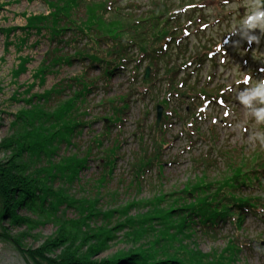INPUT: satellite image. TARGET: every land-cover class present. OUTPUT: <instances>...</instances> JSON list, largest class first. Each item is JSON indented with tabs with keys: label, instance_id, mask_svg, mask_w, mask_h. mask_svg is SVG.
Returning a JSON list of instances; mask_svg holds the SVG:
<instances>
[{
	"label": "rangeland",
	"instance_id": "rangeland-1",
	"mask_svg": "<svg viewBox=\"0 0 264 264\" xmlns=\"http://www.w3.org/2000/svg\"><path fill=\"white\" fill-rule=\"evenodd\" d=\"M104 1L126 8L123 12L157 15L204 0ZM218 1L224 0H209L193 13V9L182 13V22L188 17L186 13L201 20L190 25L191 33L182 37L179 47V43L174 45L176 52H172L170 64L162 62L165 68L157 69L161 74L174 70L178 93H171L175 87L165 76L157 80L148 61L138 66L134 56H128L123 73L110 81L98 80L90 90V109L82 117L83 125L75 131L76 146H68L58 143L56 132L61 125H52L48 119L44 122L47 116L43 115L41 103L53 90L65 87L63 90L69 92L67 85L74 83L70 79L75 75L83 73L82 64L64 62L59 66L50 60L57 53L54 50L66 49V42L57 44L60 40L49 38L47 31L59 29L54 18H49L48 24L41 22L43 28L39 31L37 24L28 26L31 15L49 14L47 0H0V165L8 170L14 164L20 168L28 154L14 149L13 144L43 126L39 139L53 147V160L61 161V156L66 155L84 156L92 146L87 165L67 192L58 182L53 184L48 174L54 172L48 159L43 155L34 158L31 171L37 172L32 175L41 179L35 180L37 185L64 192L67 202L75 195L72 206L66 201L48 202L45 213L55 214V222L18 211L16 215L24 219L13 223L7 213L2 216L5 205L0 194V264H60V258L70 254L76 257L74 264H113L115 256L125 258L132 249L147 250L151 245L160 257L164 255L163 248L169 251L171 246L183 247L184 262L188 264H193L194 258L204 264H264V174L262 183L255 185L251 183L258 173L247 178L244 174L250 171L244 170L247 167L264 169V144L257 139L258 134L264 133V122H258L252 110L238 99L242 90L264 80V30H255L260 39L251 45L238 36L225 43L233 27L252 11L253 0ZM103 12L110 13L105 9ZM91 14L101 15L96 10ZM118 14L105 15L115 20ZM63 31L57 33L63 35L62 41H68L69 33ZM237 40L239 43H233ZM194 56L192 64L181 67ZM148 68L151 71L146 77ZM101 70L90 68L89 73L96 76ZM246 77L248 83L244 82ZM204 90L209 95L223 92L224 99L200 97ZM253 106L264 105L254 102ZM159 108L163 112L158 124ZM111 114L114 124L108 118ZM95 136L103 140L102 147L93 144ZM108 147H113V155L103 151ZM111 157L116 163L108 181L100 180L93 188L88 186L92 179L101 178ZM59 163L65 167V162ZM112 165L110 162L109 167ZM239 165L244 166L243 171ZM146 168L144 179L135 177L138 169L144 172ZM222 175L229 176L223 184L232 180L251 184L240 187V194L257 198L260 207L238 222L234 219V224L222 222L217 232L207 234L197 225H192V230L191 226L185 229L183 221L188 208L181 205L184 195L192 196L195 191L191 183H204ZM84 190H90V194L84 196ZM108 191L114 192L112 196H107ZM167 193L171 194L168 199L163 196ZM112 198L118 202L105 208L103 204L112 202ZM180 207L185 208L178 212ZM113 209L118 212L109 214L108 219L96 216ZM116 216L122 217L121 225L127 226L118 231L115 240L106 241L110 235L107 222ZM189 223L190 220L186 224ZM96 245L102 246L95 249Z\"/></svg>",
	"mask_w": 264,
	"mask_h": 264
},
{
	"label": "trees",
	"instance_id": "trees-1",
	"mask_svg": "<svg viewBox=\"0 0 264 264\" xmlns=\"http://www.w3.org/2000/svg\"><path fill=\"white\" fill-rule=\"evenodd\" d=\"M208 1L209 0H204L183 5L170 12L161 11L157 15L151 13L147 15L142 14V12H123L126 8H122L121 6L114 7L113 2L106 1V3L104 0L103 2H99L98 0H92V2L89 0H47L46 4L50 8L47 16L43 14H38V16L31 15L32 17L27 19L28 26H34L37 24L39 27L37 29L38 31L43 28L40 26L41 22L48 24L50 21L49 18H54L55 24L59 26V29L56 30H64L69 33L67 36L68 41H62L63 35H59L57 33L58 31H47L50 32L51 37L49 38L53 39V41L60 40L57 41V44L61 42H66L67 44H65L66 49L58 50V48L54 50L57 53L50 58L54 65L62 66L64 62L67 65H73V63L78 62H81L82 64L83 73L75 75L73 79H70V81L74 83L67 85L69 92L63 90L65 87H63V89L53 90L50 94L44 96L41 103L43 115L47 116L44 122L49 120L52 125H61L60 129H57L56 132L58 143L61 145L67 143L68 146L72 144V146H76L74 143L77 137L75 136V131L78 127L83 125L82 117L86 115V110L90 109L91 102L87 99V95L91 93L90 90L96 87L95 83H97L98 80L103 79L110 81L113 76L118 75V73H123V71L127 69L126 65H128L129 62L128 56H134L133 58L139 62L138 66L143 62L148 61V64L157 73V80L163 79L165 76L167 81H169V84L172 87H175L171 93H178V84L174 86V79L176 77L174 70H167V73L165 72L161 74L157 69L161 68L160 66H162V62L164 65L170 64L172 52H176L174 45L179 43L184 35L191 33L190 25L201 20L200 17L194 19L190 16V13H186L188 14V17L184 18L185 20L182 22V13L185 14L184 11H186V9H193V13L197 11V8H203ZM225 1L229 0L218 2L223 3ZM128 6L130 5H127L126 7ZM104 9L112 14H119L116 15L117 17L115 20H111L105 15L110 13L103 12ZM93 10H96L97 13H101V15L96 17L91 14ZM119 17H122L123 19H121V21L117 20ZM7 34H10L8 30ZM179 45L180 43L176 46L179 47ZM67 47L70 49L67 50ZM195 58L196 56L191 57L181 67L192 64ZM96 67L102 68V70L96 76H91L89 73L90 68L95 70ZM162 67L163 69L165 68L164 66ZM222 93L219 92L218 94L209 95L208 92L204 90L200 94V97H210L213 99L221 98L223 100L224 93ZM112 116L113 114L108 116L110 124L116 123V120H114ZM43 118V116L40 117V121H42ZM65 122L67 124H65ZM62 124H65V130L63 129ZM43 127L36 129L32 134L27 133L26 139L21 137V139L13 144L12 147L14 149H17L18 151L21 150L24 155L28 154V158L21 162L23 164L20 168H15L14 164L13 167L8 170L5 169V166L0 165V194L2 195L1 198L3 197L2 203L5 205L2 216L7 213L8 216L12 217L13 223L21 222L22 219H24L23 217L20 219V216L16 215L18 211L28 212L33 217L41 218L44 221H47L48 219L55 222L57 220V218L54 217L55 214L45 213L46 207L49 204L48 202L52 201L57 204L59 202L65 203L66 201L64 192H54L51 188L42 186V184L39 183L37 185L35 183L36 179L41 181L40 178L33 177L32 175L33 172L35 173L37 171L34 169L31 171V168L34 167V162H36V158L39 156L42 157L43 155L48 159V163L52 164L51 169L54 173L47 174L52 176L53 184L58 182L67 192V188L71 189L70 187L74 186L78 181V172L87 165L89 156L92 154V146H89L86 155L83 154L84 156H61V161L65 162V167L60 165L59 162L61 161L52 159L53 155L51 154V150H53V147L48 143H45L44 140L42 141L39 139L43 132ZM104 135L108 136L109 134L105 133ZM93 141L95 146L102 147V139L95 136ZM60 146H57L55 149L58 150V147ZM103 151L110 155L114 154L113 147H108ZM111 158L112 159L109 162L105 163L104 167L106 168L103 170V173H101V178L97 177L96 179H92V181H90L92 183H88V186L91 185V188H93L95 186L94 184L100 182V180L103 182L108 181V175H111L116 163L114 158ZM110 162L113 163L111 167H109ZM243 165H241V167L239 165L240 171H243ZM22 167L23 169L20 170ZM108 170L109 172H107ZM146 170L147 168L144 169L143 172V170L138 169L137 173H135V177L144 179ZM244 170L247 172L250 170L249 173H244L246 174L245 178H247V175L250 176L251 174L254 175V173H258L254 177V180L251 183L252 185L262 183L261 179L262 174H264V169L251 170L250 167H247ZM23 173L24 176L21 175ZM238 176L239 174L236 172V177ZM228 177V175H222L220 177L217 176V178L213 180H204V183H191V186L195 188V191L192 196L190 194L184 195V200L181 205L188 208V214L185 215L186 220L184 219L183 221L185 229L191 226L189 230H192V228H194L192 225H197L199 226L200 231L202 230L207 234L213 233L216 230L218 231L217 228L222 222L232 221V224H234L237 220H241L247 214L260 207V205H257L256 203L257 198L254 199L253 197L240 194V187H243L244 185L247 187L251 184L247 185V181H243L239 184L236 183V180H232L231 183L223 184V181ZM230 190L233 191L231 192ZM84 191H86L84 192L85 195L83 193L84 196L90 194V190ZM96 192L101 194L100 190H96ZM113 193L108 191L107 196H112ZM16 194L17 197H15ZM201 194H203V196L206 194L207 196L204 198ZM71 196L75 198V195ZM163 196L168 199L171 194L167 193ZM69 197L70 196H68V198ZM71 198H69L68 202L66 201L70 206L75 205L74 203H76L74 199L72 198V200ZM95 201L99 202L98 199H95ZM116 202H118V200H113L112 198V202L109 203V201H106L103 205H105V208H108L115 205ZM138 203L140 204V202ZM123 205L125 204L123 203L122 207ZM9 206H11V209H9ZM169 206L171 207V203ZM126 207L128 209V204ZM184 208L180 207L178 212ZM116 210L117 209H113L111 212L101 211V215L96 216H105V218L108 219L113 213L118 212ZM10 211L12 212L11 214ZM234 219L236 221H234ZM189 220L190 223L186 224ZM122 221V217L116 216L113 220L107 222L110 235L106 241L115 240L119 236L118 231L127 226L126 224L121 225ZM60 223L62 224V222ZM113 231H117V233H113ZM57 243L58 242H52L54 245ZM100 246L102 245H96L95 249H100ZM174 248V246H171L169 251L163 248L164 250L162 253L164 255L160 257L156 254L155 246L151 245L147 250H142V248L136 247L129 252V256H124L125 258L121 255L115 256V262H113V264H188L184 262L185 256L183 247ZM170 251L176 254V258L170 255L172 254ZM72 256L74 257L75 255L70 254L61 257L60 264H74L73 260L76 259V257L73 258ZM197 260V258H194L192 263L204 264L202 261ZM54 264H57V261ZM78 264L91 263L89 261H84Z\"/></svg>",
	"mask_w": 264,
	"mask_h": 264
},
{
	"label": "clouds",
	"instance_id": "clouds-1",
	"mask_svg": "<svg viewBox=\"0 0 264 264\" xmlns=\"http://www.w3.org/2000/svg\"><path fill=\"white\" fill-rule=\"evenodd\" d=\"M256 29L264 30V0H253L252 11L240 22V25L233 27L231 35L225 43L231 41L233 36H238L240 40H244L250 45L253 42H258L260 37L255 31ZM233 43H239V40L233 41ZM244 82L248 83L247 77ZM238 99L252 110V114L258 122H264V106H253L254 102L264 105V80H259L252 87L242 90ZM257 139L264 144V133L258 134Z\"/></svg>",
	"mask_w": 264,
	"mask_h": 264
},
{
	"label": "water",
	"instance_id": "water-1",
	"mask_svg": "<svg viewBox=\"0 0 264 264\" xmlns=\"http://www.w3.org/2000/svg\"><path fill=\"white\" fill-rule=\"evenodd\" d=\"M150 71H151V69L148 68V69H147L146 77H148V75L150 74ZM158 110H159V114H158V123H159V122H160V118H161V115H162L163 110H162L161 108H159Z\"/></svg>",
	"mask_w": 264,
	"mask_h": 264
}]
</instances>
